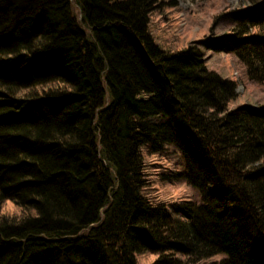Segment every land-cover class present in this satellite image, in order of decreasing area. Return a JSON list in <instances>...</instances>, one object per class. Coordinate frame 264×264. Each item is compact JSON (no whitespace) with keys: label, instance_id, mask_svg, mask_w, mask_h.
Wrapping results in <instances>:
<instances>
[{"label":"trees","instance_id":"trees-1","mask_svg":"<svg viewBox=\"0 0 264 264\" xmlns=\"http://www.w3.org/2000/svg\"><path fill=\"white\" fill-rule=\"evenodd\" d=\"M164 3L0 0V264H264V103L230 109L205 52L264 82V0L175 50ZM148 156L202 201L159 200Z\"/></svg>","mask_w":264,"mask_h":264},{"label":"rangeland","instance_id":"rangeland-1","mask_svg":"<svg viewBox=\"0 0 264 264\" xmlns=\"http://www.w3.org/2000/svg\"><path fill=\"white\" fill-rule=\"evenodd\" d=\"M170 1H173L170 3ZM245 0H167L163 6L155 10L151 16L150 29L156 42L164 49L175 50L186 46L188 43L210 36L211 34L224 33L225 25H215V17L224 10L242 7ZM206 63L209 69L215 70L222 76L238 79V96L230 101V109L238 108L245 103H264V82L252 81L246 74L244 64L235 53H225L205 50ZM160 157L159 159H157ZM148 156L151 163L158 165L150 167L149 187L153 188L152 194L158 195L159 200H174L178 197L192 198L202 201L198 191L185 181L169 182L160 180L159 174L168 172L167 168L176 170L174 160L167 156ZM160 175V176H161ZM162 178V177H161ZM10 208L14 207L9 203ZM215 256L208 261L219 259ZM157 258V254L143 253L137 255L139 264H148ZM205 264V262L201 263Z\"/></svg>","mask_w":264,"mask_h":264}]
</instances>
